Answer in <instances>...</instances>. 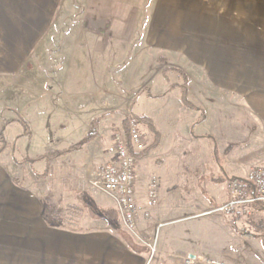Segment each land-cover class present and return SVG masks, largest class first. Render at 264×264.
<instances>
[{
	"label": "crops",
	"instance_id": "crops-1",
	"mask_svg": "<svg viewBox=\"0 0 264 264\" xmlns=\"http://www.w3.org/2000/svg\"><path fill=\"white\" fill-rule=\"evenodd\" d=\"M142 1L149 3V0ZM192 1L195 0H155L151 16L146 18V28L139 33L138 30L116 29V18L111 13L83 14L79 19L81 28L71 34L67 30L61 34L62 39L76 42L75 46H65L64 51L67 55L78 54L73 61L78 67L77 75H71L70 70L57 75L49 67L52 59L45 62L43 71L38 69L34 74L40 94L30 100L39 114L40 131L49 132V127L53 126L52 130H67L70 117L56 122V117L38 102L52 101L57 96V86L66 88L75 82H99L102 67L105 70L116 68L118 42L122 47L132 46L125 37L139 36L141 48L147 51L149 44L160 52L184 48L183 53L190 61H198L199 57L192 50H185L189 46L188 37L193 36L194 45L199 44L200 48L205 46L206 40H197L196 29L192 34L176 16L187 11L185 7ZM60 3L61 0H0V84L10 76H17L12 72L22 68L29 54L42 50L43 38H50L47 52H52L54 45L65 44V40L49 35ZM111 3L110 0L100 2L102 7ZM176 3L181 8L175 10L171 6ZM209 33L216 32L210 30ZM119 36L123 39L118 41ZM201 36L205 37L204 33ZM256 37L261 38L260 43L254 44L251 51L246 52L244 44H238L232 57L229 52L207 54L212 60L211 67L217 72L212 83L225 85L230 77L236 79L232 83L238 90L240 125L236 120L230 122L229 131L222 127L224 122L220 120L226 118L220 114L226 111L228 104L223 102L228 101V97L206 93L195 97L191 79L190 99L194 96L204 103L189 109L182 105L181 98L174 99L173 110L169 108L152 116L154 120L149 116V124L154 125L145 129L142 124L148 149L142 156L135 155L136 200L141 207L137 232L141 236L158 233L157 253L151 257L149 248L123 228L112 196L101 190L81 191L67 185L70 173L79 175L90 165L102 166L111 159L108 152L111 130L104 133L95 127L87 145L103 139L105 149L102 151L93 145L88 153H83L87 146L83 145L54 158L48 173L51 172L53 182H60L59 187H53L54 183L48 188L22 187L21 170L15 167L16 162L7 165L0 157V264H181V256L215 255L226 260L223 254L239 249L244 235L231 220L219 212H204L229 198V180L241 178L252 165L264 163V30H259ZM86 52L91 55L85 57ZM32 61L37 64L36 59ZM69 78H75L71 79V84ZM171 83L174 82L169 85ZM178 83L181 81L175 82ZM115 84L114 81L112 92L117 95ZM96 85L93 98L100 95L101 87ZM177 89L179 87L173 91ZM76 90L81 93L80 89ZM245 105L252 124L249 120L245 122ZM15 109L28 127L35 130L31 120ZM58 176L61 179L57 180ZM153 177L158 180V201L148 207L147 188ZM91 205L95 207L93 211H90Z\"/></svg>",
	"mask_w": 264,
	"mask_h": 264
},
{
	"label": "rangeland",
	"instance_id": "rangeland-1",
	"mask_svg": "<svg viewBox=\"0 0 264 264\" xmlns=\"http://www.w3.org/2000/svg\"><path fill=\"white\" fill-rule=\"evenodd\" d=\"M103 1L61 0L49 35L53 34V38L64 42L65 39L61 38L63 32L67 30L71 34L81 28L82 22L79 20L81 16L92 12L111 13L116 18V29L122 31L125 29L138 30L139 33V30L142 32L146 28V18L151 16L150 13L155 0H149L148 4H144L142 0H110L111 4H104L102 7L100 2ZM190 5L183 6L187 11L179 12L176 16L181 18L182 26L190 29L192 34L193 30L196 29L195 32H198L197 40H206L205 46L200 48L199 44L194 45L195 38L193 36L188 37L189 46L185 50H192L199 57V60L190 61L183 53L184 48L175 49L172 52H160L156 47L149 44L147 51L144 47L141 48L139 36L125 37L128 44L133 43L132 46L122 47L118 42L116 68L110 67L105 70L102 67L99 73L101 76L99 82L98 80H90L89 83L85 82V84H76L75 82L66 88L65 86H57L55 91L57 96L52 101L42 100L38 102L40 106H44L46 112H50L52 117H56V119L54 118L56 122L69 116L70 127L67 130L61 128L52 130L55 129L53 126L49 127L51 129L49 132L40 131L42 125L39 114L34 107L35 103L31 102L30 99L40 94L35 85L36 75L34 74L39 70H44L45 62L48 59H52L49 67L54 69L57 75L61 72L63 74L64 71L68 72V70L72 71L71 75H77L78 67L76 68L73 61L78 54L70 52L67 55L64 51V47L68 44L70 47L75 46V41L69 42L67 39L65 44L54 45L52 52H47V44L50 43V38L47 40L43 38L40 43L42 50L39 52L34 50L31 56L29 54L26 57V61H28L23 64L22 68L18 72H12L17 76H10L4 83L0 84V133L3 132L5 140L0 142V157L1 161L7 165L12 161L16 162L15 167L21 170L22 187L48 188L51 187L52 183H54L53 187H59L60 182H53L54 178L51 176V172L48 173V169L53 166L52 160L64 155H56V153L67 150L74 143L88 140L95 127L104 133L111 130L112 141L114 131L121 128L125 117L145 116V121H141V124H143V128L147 129L146 126L154 125L149 124V116L154 120L152 116L155 117L158 113L167 111L169 108L173 110L176 106L174 99L181 98L182 105L189 109L200 106L204 101L195 100L194 96H191L192 100L190 99V79L195 97L202 96L204 93L228 97L229 100L223 102L228 104L226 111L220 114L221 117L226 118L220 120L224 122L222 127L228 128L229 131L231 121L236 122L237 120L239 122L236 95L238 90L237 85L232 83L236 79L235 77L229 78L228 74L227 84L212 83L211 80L215 81L214 77H217L215 75L217 72H214L213 66L211 67L212 60L207 54L209 52L210 54L229 52L228 55L232 57L235 55L234 51L237 50L238 44L239 46L244 44L247 52L252 50L254 44L260 43L261 38L256 37V34L259 30H264V0H195ZM171 6L175 10L181 8V5L177 3ZM188 8H191V11ZM210 30H214L216 33L212 35L209 33ZM202 33L205 37L201 36ZM122 39L120 36L118 37V41ZM209 41L211 42L209 43ZM89 55H91L90 52L85 53V57H89ZM33 59L37 60V64L32 61ZM206 65L210 68L205 69L204 66ZM90 71L93 72V69ZM104 76L106 81H104ZM183 76L187 77L188 99L194 107L184 103L180 87L177 91H173L178 86L172 88L169 85L171 81L174 82L171 84H175L178 80L182 82ZM69 79L68 82L71 84V79L75 78ZM114 81L117 95L116 92L114 94L112 92ZM96 84L101 87L100 95L93 98L92 92L98 87ZM76 89H80L81 93L78 94ZM66 93H68L67 96H65ZM239 104L242 106V101ZM15 108L28 121H32L30 123L35 130L32 127L29 128L30 131H33L30 136L26 132V126L20 120L23 117ZM244 109L245 122L249 120L248 122L252 124L253 119L251 115H248V106L245 105ZM182 118L186 117L182 115ZM198 130L199 128L195 132L197 133ZM103 144V139H100L83 148V153H88L93 145L98 146L97 148L103 151L105 149ZM256 165H252L246 173ZM100 166L101 164L90 165L79 175L70 173L67 185L81 191L98 190L91 185V180L96 177L95 172ZM59 179H61L60 176L57 180ZM93 209L95 207L91 205L90 211ZM260 211L254 209L251 215L242 219L241 225L236 226L234 224L243 233L244 243L243 245L239 244V249L235 248L227 255L223 254L226 256V260L232 264H264V228L259 225L260 221L264 220V208H261ZM206 258L218 259L220 257L214 255L206 256Z\"/></svg>",
	"mask_w": 264,
	"mask_h": 264
},
{
	"label": "built area",
	"instance_id": "built-area-1",
	"mask_svg": "<svg viewBox=\"0 0 264 264\" xmlns=\"http://www.w3.org/2000/svg\"><path fill=\"white\" fill-rule=\"evenodd\" d=\"M129 141L136 151L146 148L147 142L142 124L138 117L127 118ZM129 141L121 128L113 133L108 146L111 159L108 163L98 167L96 177L91 185L98 190L112 196L116 202L118 214L123 228L130 232L135 239L149 248L151 257L158 252V233L151 236H141L137 232V217L141 207L136 200V156L129 151ZM229 198L204 212V214L219 212L232 220L236 226L241 225L244 217L251 215L256 207L264 208V164L253 166L243 177L228 181ZM158 180L150 179L147 188L148 207L157 204ZM146 214L148 212L146 211ZM181 264H232L217 258L196 256H181Z\"/></svg>",
	"mask_w": 264,
	"mask_h": 264
},
{
	"label": "trees",
	"instance_id": "trees-1",
	"mask_svg": "<svg viewBox=\"0 0 264 264\" xmlns=\"http://www.w3.org/2000/svg\"><path fill=\"white\" fill-rule=\"evenodd\" d=\"M183 81L181 83H178V84H171L170 86L173 88V87H180L181 89V93H182V98H183V101L186 105H189L190 107H194V105L189 101L188 99V80H187V77L186 76H183ZM141 121H145V116H137ZM21 122L26 126V132L29 133V127H28V124L27 122L23 119V118H20ZM122 130L126 136V139L129 141V131H128V121H127V117L124 118L123 120V123H122ZM90 139H86V140H83V141H79L77 143H74L72 146H70V148H68L67 150H64V151H61V152H57L56 155H60V154H65V153H68L70 151H72L73 149H77V148H80L82 145H84L86 142H88ZM4 136H3V132L0 133V142H4ZM129 151L130 153L134 154V155H138V156H142L144 155L146 152H147V147L142 150V151H136L133 146L131 145L130 141H129ZM47 156V155H46ZM260 226H262V228H264V220H261L260 221Z\"/></svg>",
	"mask_w": 264,
	"mask_h": 264
}]
</instances>
